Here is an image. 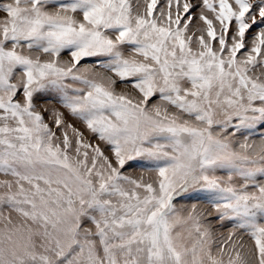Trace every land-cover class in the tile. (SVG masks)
Instances as JSON below:
<instances>
[{
	"label": "snow or ice",
	"instance_id": "6c2138e0",
	"mask_svg": "<svg viewBox=\"0 0 264 264\" xmlns=\"http://www.w3.org/2000/svg\"><path fill=\"white\" fill-rule=\"evenodd\" d=\"M0 264H264V0H0Z\"/></svg>",
	"mask_w": 264,
	"mask_h": 264
},
{
	"label": "rangeland",
	"instance_id": "374dc122",
	"mask_svg": "<svg viewBox=\"0 0 264 264\" xmlns=\"http://www.w3.org/2000/svg\"><path fill=\"white\" fill-rule=\"evenodd\" d=\"M41 103H43V101H42ZM191 202H197V201H196V200H193V201H191Z\"/></svg>",
	"mask_w": 264,
	"mask_h": 264
}]
</instances>
